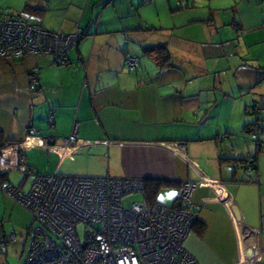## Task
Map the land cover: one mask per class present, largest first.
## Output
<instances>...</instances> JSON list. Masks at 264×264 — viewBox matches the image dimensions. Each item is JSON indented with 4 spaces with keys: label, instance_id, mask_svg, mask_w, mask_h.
Returning <instances> with one entry per match:
<instances>
[{
    "label": "crops",
    "instance_id": "1",
    "mask_svg": "<svg viewBox=\"0 0 264 264\" xmlns=\"http://www.w3.org/2000/svg\"><path fill=\"white\" fill-rule=\"evenodd\" d=\"M33 3L24 13H0L39 17L46 29H79L82 37L66 63L0 55L2 143L24 141L32 129L59 143L76 125L71 156L40 144L23 150L31 172L137 178L166 205L185 180L220 181L227 203L208 185L191 195L196 222L186 250L198 264H235L241 246L248 254L260 249L264 264V0ZM158 45L168 58L147 54ZM126 55L138 59L135 70ZM34 67L39 83L31 88ZM251 157L254 169L245 166ZM3 181L11 182L7 173ZM26 237L15 248L21 255Z\"/></svg>",
    "mask_w": 264,
    "mask_h": 264
},
{
    "label": "built area",
    "instance_id": "2",
    "mask_svg": "<svg viewBox=\"0 0 264 264\" xmlns=\"http://www.w3.org/2000/svg\"><path fill=\"white\" fill-rule=\"evenodd\" d=\"M81 37L79 29L72 33L46 29L39 17L28 21L0 13V55L5 58L47 55L55 63H66L69 49ZM125 62L130 71L138 65V59L130 55L125 56ZM38 72L34 67L28 73L31 88L39 83ZM260 80L264 81V74ZM253 110L259 119L262 108L256 104ZM76 130L74 125L71 134L59 143L51 137H39L35 129L24 141L4 143L0 147V173L15 170L30 175L23 150L32 145L40 144L60 156L73 155ZM246 167L254 169V159L248 160ZM200 185L210 186L216 198L227 203L222 183L205 179L181 182L175 206L149 199L141 179L110 175L34 174L27 191L9 181L0 182V190L30 214L27 250L19 264H198L184 242L196 222L189 205L194 189ZM128 196L139 198L126 205L123 200ZM78 223L91 231L84 242L78 237ZM259 224L264 229V216ZM15 239L12 232L1 235L0 241L10 243ZM261 252L248 254L241 246L235 264H257Z\"/></svg>",
    "mask_w": 264,
    "mask_h": 264
},
{
    "label": "rangeland",
    "instance_id": "3",
    "mask_svg": "<svg viewBox=\"0 0 264 264\" xmlns=\"http://www.w3.org/2000/svg\"><path fill=\"white\" fill-rule=\"evenodd\" d=\"M151 1V0H150ZM149 1V2H150ZM34 0H0V10H2L3 14H6L12 9H16L18 12L24 11L22 10L25 4H30L33 6ZM1 12V13H2ZM9 15V14H8ZM12 16H18L21 18L26 19L27 17L25 15H15L12 14ZM9 179L13 185L17 184L22 178L23 175L15 170H10L7 172ZM35 171L32 170V173L28 175L24 179V184L21 189L23 191H27V187L29 185L30 180L33 178ZM16 186V185H15ZM26 188V189H24ZM0 190V230L3 231L0 232V238L1 235L5 234L6 236L10 233L14 232V235L16 237L15 243H2L0 241V264H19V261L22 256L26 253V248H24V251L22 255L19 253V250H16L15 248H18V243L23 241L24 235L27 231V228L30 226L31 218L30 214L22 208L20 205L16 204L13 200L6 197ZM5 199H2V198ZM134 198H137L136 196H128L126 197L123 202L124 204H128L131 200ZM158 200V199H157ZM4 201L8 202V205L4 204ZM159 201V200H158ZM168 204V203H167ZM195 224V223H194ZM76 230L78 233V237L81 240V242H84L87 238V235L91 232L90 228L85 227L83 223H78L76 225Z\"/></svg>",
    "mask_w": 264,
    "mask_h": 264
},
{
    "label": "trees",
    "instance_id": "4",
    "mask_svg": "<svg viewBox=\"0 0 264 264\" xmlns=\"http://www.w3.org/2000/svg\"><path fill=\"white\" fill-rule=\"evenodd\" d=\"M27 8H29L28 6H26L25 8H24V10H26ZM147 54L149 55V56H151L152 58H155L156 59V61L159 59V58H161V59H163V58H168V52H167V49H166V47L164 46V45H158V46H156V47H152V48H149L148 50H147ZM254 107V106H253ZM253 112L255 113V111L253 110ZM260 119H256V121H255V124H257L258 123V121H259ZM254 124V125H255ZM253 125V126H254ZM2 141H1V137H0V147L2 146ZM250 159H253L252 157L251 158H249L248 160H250ZM248 160H246V162L248 161ZM255 160V159H254ZM246 162H245V166H246ZM256 168V167H255ZM6 175V173H0V182H2L3 181V178H4V176ZM24 177H26V176H24ZM145 193H146V195H147V197L149 198V199H152V196H150L149 195V193L148 192H146V190H145ZM175 205H177V199L175 200V202H174V204L172 205V206H175Z\"/></svg>",
    "mask_w": 264,
    "mask_h": 264
},
{
    "label": "water",
    "instance_id": "5",
    "mask_svg": "<svg viewBox=\"0 0 264 264\" xmlns=\"http://www.w3.org/2000/svg\"><path fill=\"white\" fill-rule=\"evenodd\" d=\"M233 214H234L235 218H237V213H236L235 209H233Z\"/></svg>",
    "mask_w": 264,
    "mask_h": 264
},
{
    "label": "snow or ice",
    "instance_id": "6",
    "mask_svg": "<svg viewBox=\"0 0 264 264\" xmlns=\"http://www.w3.org/2000/svg\"><path fill=\"white\" fill-rule=\"evenodd\" d=\"M169 195H175V193H170Z\"/></svg>",
    "mask_w": 264,
    "mask_h": 264
}]
</instances>
